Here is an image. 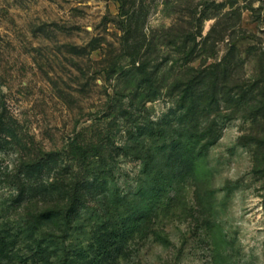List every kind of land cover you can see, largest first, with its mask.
I'll use <instances>...</instances> for the list:
<instances>
[{"label": "rangeland", "instance_id": "374dc122", "mask_svg": "<svg viewBox=\"0 0 264 264\" xmlns=\"http://www.w3.org/2000/svg\"><path fill=\"white\" fill-rule=\"evenodd\" d=\"M181 29L196 35L192 65L227 60L231 83L264 88V0H0V166L10 173L0 181V215L15 220L59 203L10 200L13 177L50 153L57 161L44 178L80 179L86 192L66 243L91 245L99 216L112 226L135 211L127 241L99 264H264V162L242 139L251 118L220 117L206 171L164 193L138 157L146 149L135 140L150 138L135 126H179L170 86L183 68ZM127 194L131 203L119 207ZM42 229L62 234V225Z\"/></svg>", "mask_w": 264, "mask_h": 264}, {"label": "trees", "instance_id": "16d2710c", "mask_svg": "<svg viewBox=\"0 0 264 264\" xmlns=\"http://www.w3.org/2000/svg\"><path fill=\"white\" fill-rule=\"evenodd\" d=\"M203 17L194 19L201 22ZM194 34L192 29H181L178 34V42L182 44L180 51L184 53L179 58L184 61L180 64L182 70L177 72L170 86V94L175 93L178 97L180 112L176 120L179 126L172 127L171 123L170 126L156 130L151 119L148 120L147 128L139 124L135 126L139 134L145 132L150 138L149 142L145 139L135 142L138 143L137 146L142 147L141 150L146 149L145 155L138 154V157L145 161V173L152 175L149 182H156L157 190L161 193H164L168 186L173 187L175 180L181 181L188 176L197 180L201 171H206L205 157L208 148L221 135L220 117L232 118L239 114L252 119L254 126L242 139L248 137L255 145L252 148L255 162H264V123H260L258 119L264 117V88L260 89L252 84L245 90L243 83H231L230 78L234 70L231 68V62L227 60L206 66L192 65L193 52L197 46ZM203 50L201 49V52ZM142 69L146 75V67L143 66ZM255 90L256 94L253 93ZM151 93L156 96L160 92L153 90ZM248 93L253 96H247ZM252 101L256 103H251ZM3 130L0 123V148L3 144ZM128 147L129 145H126V148ZM45 155L47 158L44 156L27 163L24 171L20 172L22 178L13 177L10 184L17 193L10 200L16 206L28 207L27 204L31 203L34 197L54 196L53 199H58L59 203L54 207L36 211L27 210L15 220L0 215V264H99L100 260H103L102 257L116 256L115 250H120L128 239L127 221L135 211L132 210L134 214L130 212L122 217L121 221L112 223V226L103 219V215L99 216L97 222L101 224H98L93 232L94 242L91 245L84 246L82 239L75 238L66 243L70 235L69 230L75 226L72 214H78L86 204V192H82L83 182L80 179L68 184L44 178L42 174L45 166L57 161L52 154ZM8 175L10 173L3 172L0 166V181ZM144 189L142 185L140 192ZM195 194L197 198L200 197L199 190ZM118 199V206L123 207L131 198L127 194L119 196ZM2 204L4 206V202ZM3 206L2 209L6 211ZM52 224L62 225V234L42 229Z\"/></svg>", "mask_w": 264, "mask_h": 264}]
</instances>
